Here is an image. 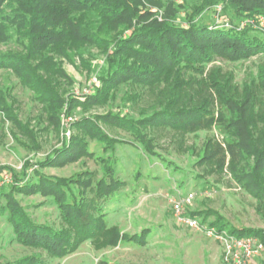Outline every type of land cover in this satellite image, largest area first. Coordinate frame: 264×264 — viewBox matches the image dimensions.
Instances as JSON below:
<instances>
[{
	"label": "trees",
	"instance_id": "trees-1",
	"mask_svg": "<svg viewBox=\"0 0 264 264\" xmlns=\"http://www.w3.org/2000/svg\"><path fill=\"white\" fill-rule=\"evenodd\" d=\"M216 5L230 29L213 23ZM262 14L264 0H0V143L9 138L36 155L52 135L60 138L76 109H117L71 118L69 137L35 170L26 164L21 176L10 173V186L0 187V235L8 232L9 242L34 253L0 264H48L85 242L98 251L146 246L147 229L130 237L109 225L108 208L126 186L116 173L118 145L141 149L174 173L179 167L158 150L186 153L187 138L204 135L195 163L202 177L227 174L254 201L264 225V60L240 80L230 67L264 56V35L236 30ZM77 63L96 80L86 95L68 92L73 80L64 66ZM17 89L29 97L27 111ZM89 161L96 169L68 178L43 173ZM135 178L159 179L140 171ZM35 197L41 201L26 204ZM49 207L53 224L32 217V210ZM188 215L205 224L211 214ZM212 215L211 227L256 239L264 252V226L234 229Z\"/></svg>",
	"mask_w": 264,
	"mask_h": 264
},
{
	"label": "rangeland",
	"instance_id": "rangeland-1",
	"mask_svg": "<svg viewBox=\"0 0 264 264\" xmlns=\"http://www.w3.org/2000/svg\"><path fill=\"white\" fill-rule=\"evenodd\" d=\"M184 1L190 3L197 0H182V2ZM181 16L183 17V12ZM209 18L210 13H206L204 19ZM259 59L263 61L264 56L252 58L250 62L230 67L235 70L237 79L240 80L248 68L259 63ZM95 63L93 62V64ZM64 68L73 80V86L68 89L69 93L86 95L92 90L90 85L94 84L93 81L96 80L94 74L89 72L85 66L78 63L76 66L65 64ZM16 93L22 110L27 111L30 107L28 95L22 93L20 89H17ZM107 111L116 112L117 109L115 106L111 108L109 105L84 111L76 109L73 116L67 119L77 120L93 115H102ZM68 123L67 120L63 122L60 138L52 135L45 143L43 151L36 155L16 147L9 138L3 139L0 143L1 188H7L11 184L4 177L10 176V173L17 174L18 177L21 176L26 164L29 165L28 172L30 173L36 169L35 165L39 160L50 154L53 149L60 147L67 137V133L70 132ZM114 136L131 140L123 132H118ZM204 142V135H200L198 139L189 136L186 146L190 149L186 153H175L171 146L166 147L165 151L158 150L165 159L179 167L180 171L174 173L170 169L165 170L161 167V162L145 155L141 149L118 145L116 147L118 158L116 173L121 175L126 186L120 190L118 197H115L116 199L108 208L109 225L117 226L122 234L130 237L147 229L150 235L146 240V246L140 248L137 245L122 243L115 248L98 251L89 242H85L68 257L49 261L48 264H232L231 261H223L222 247L216 241L207 238L204 233L178 225L167 203L168 197L194 193V200L185 209V212L187 215L194 212H209L211 215L205 224L202 223V216L196 218L201 224L210 226L209 224L215 220L212 213H217L224 217L234 229L262 228L264 226L255 213L254 201L243 193L227 174H223L220 179L217 176L202 177L204 172L195 163L203 152ZM197 152L199 154L195 155ZM85 168L94 170L96 166L89 161L86 165L78 163L60 169H46L43 170V173L49 176L68 178ZM139 171L143 177L149 175L154 178L156 175L159 179L156 182L154 179L146 178L136 180L135 175ZM40 201L36 197L30 198L26 204ZM31 215L40 223L53 224L56 222V214L50 207L32 210ZM7 236L8 232H5L3 236L0 235V263L34 253L13 241L9 242ZM249 264H264V252L254 256Z\"/></svg>",
	"mask_w": 264,
	"mask_h": 264
},
{
	"label": "built area",
	"instance_id": "built-area-1",
	"mask_svg": "<svg viewBox=\"0 0 264 264\" xmlns=\"http://www.w3.org/2000/svg\"><path fill=\"white\" fill-rule=\"evenodd\" d=\"M176 4H181L182 0H173ZM222 6L214 7L212 21L216 26L231 28L229 20L221 15ZM251 29L264 35V14L255 18L244 19L237 23L236 30ZM95 83V81H93ZM69 122L70 120L67 119ZM69 134L67 133V138ZM7 182H11L10 176L4 177ZM8 183V184H9ZM1 187V184H0ZM194 193L186 195H177L176 197H168L167 203L171 208L176 223L182 227L193 230L195 232L204 233L207 238L216 241L223 250V261H231L232 264H249L254 256L263 251V246L253 238H237L226 231L217 230L214 227L201 224L196 218H192L186 214L185 209L189 207L194 200Z\"/></svg>",
	"mask_w": 264,
	"mask_h": 264
}]
</instances>
